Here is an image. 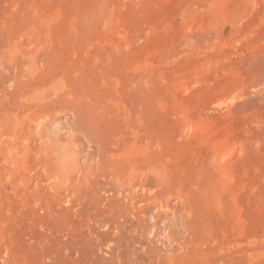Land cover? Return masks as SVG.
<instances>
[{
	"label": "rangeland",
	"instance_id": "obj_1",
	"mask_svg": "<svg viewBox=\"0 0 264 264\" xmlns=\"http://www.w3.org/2000/svg\"><path fill=\"white\" fill-rule=\"evenodd\" d=\"M0 264H264V0H0Z\"/></svg>",
	"mask_w": 264,
	"mask_h": 264
}]
</instances>
